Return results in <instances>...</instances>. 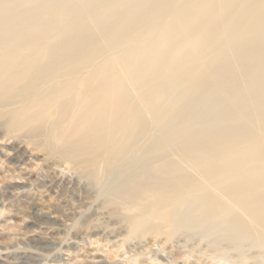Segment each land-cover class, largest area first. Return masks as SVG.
Listing matches in <instances>:
<instances>
[{
    "label": "bare ground",
    "instance_id": "bare-ground-1",
    "mask_svg": "<svg viewBox=\"0 0 264 264\" xmlns=\"http://www.w3.org/2000/svg\"><path fill=\"white\" fill-rule=\"evenodd\" d=\"M228 2L0 0V99L19 104L15 122L38 129L56 109L70 124L67 140L54 138L75 146L70 157L104 156L106 171L151 130L155 143L169 135L179 160L115 167L126 183L114 195L154 232L180 220L264 247V31L202 64L177 93L163 88L149 112L170 101L162 123L153 127L140 109L187 65L190 36ZM234 117L237 125L214 127Z\"/></svg>",
    "mask_w": 264,
    "mask_h": 264
},
{
    "label": "rangeland",
    "instance_id": "rangeland-1",
    "mask_svg": "<svg viewBox=\"0 0 264 264\" xmlns=\"http://www.w3.org/2000/svg\"><path fill=\"white\" fill-rule=\"evenodd\" d=\"M263 31L264 0H230L201 32L190 36L195 45L187 65L158 82L151 99L141 104L150 124L162 123L173 109L167 101L157 115L149 113L163 88L177 93L202 64ZM18 105L5 106L0 99V264H264L259 243L242 244L214 225L190 228L180 220L157 233L147 226L149 220L146 224L139 219L137 209L114 195L126 179L115 167L136 169L149 161L161 165L179 160L176 146H167L169 135L155 143L159 133L151 130L106 171L104 156L98 161L70 157L75 146L54 138L61 133L68 139L69 118L53 108L40 129L29 121L20 125L13 120ZM238 123L234 117L218 120L214 127ZM13 153H19L20 160H14ZM32 237L38 247L32 246ZM28 250L39 254L23 260Z\"/></svg>",
    "mask_w": 264,
    "mask_h": 264
}]
</instances>
